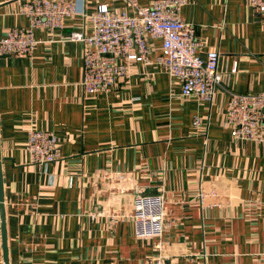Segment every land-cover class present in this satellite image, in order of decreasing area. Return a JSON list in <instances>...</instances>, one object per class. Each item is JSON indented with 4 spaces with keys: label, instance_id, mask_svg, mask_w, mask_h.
Returning <instances> with one entry per match:
<instances>
[{
    "label": "crops",
    "instance_id": "0c3cea01",
    "mask_svg": "<svg viewBox=\"0 0 264 264\" xmlns=\"http://www.w3.org/2000/svg\"><path fill=\"white\" fill-rule=\"evenodd\" d=\"M26 0H0V40L26 29ZM83 15L35 30L31 57L0 56V264H258L264 261V135L237 141L223 126L230 94L264 93V19L245 0H188L198 56L218 52L212 103L181 90L155 63L127 70L107 93L81 87L89 15L104 0H74ZM148 7L154 0H134ZM112 8L133 15L123 0ZM198 124L193 125L194 119ZM30 129L51 131L60 159L44 168L25 150ZM214 197L198 199V189ZM162 193L161 238L138 239L134 196ZM161 248L157 249L156 244Z\"/></svg>",
    "mask_w": 264,
    "mask_h": 264
},
{
    "label": "built area",
    "instance_id": "2783aa9c",
    "mask_svg": "<svg viewBox=\"0 0 264 264\" xmlns=\"http://www.w3.org/2000/svg\"><path fill=\"white\" fill-rule=\"evenodd\" d=\"M116 0H104L90 13V35L72 32L67 41L84 46L82 55L81 87L85 94L107 93L117 77L127 70L119 61L147 62L149 40L161 42L155 63L160 66L181 90L183 97L191 95L212 103L215 90L221 82L218 72V52L205 58L198 56L201 48L195 27L184 22L180 11L188 0H154L148 7H140L134 0H123L133 11L112 8ZM259 18L264 19V0H245ZM19 15L28 20L26 29H10L0 40V56L31 57L38 44L35 30H62L66 19L83 15L84 7L77 8L74 0H26L21 3ZM198 124L194 119L193 125ZM223 126L237 141L260 142L264 135V93L229 96ZM25 150L31 164L44 168L60 159L58 139L51 131L30 129ZM198 199L214 197L213 191L198 189ZM138 239H160L165 228L167 211L162 193L134 196L127 215ZM156 248L160 249L158 242ZM158 256L152 264H164ZM264 264V261L258 263Z\"/></svg>",
    "mask_w": 264,
    "mask_h": 264
},
{
    "label": "water",
    "instance_id": "95a60500",
    "mask_svg": "<svg viewBox=\"0 0 264 264\" xmlns=\"http://www.w3.org/2000/svg\"><path fill=\"white\" fill-rule=\"evenodd\" d=\"M0 201H1V197H0Z\"/></svg>",
    "mask_w": 264,
    "mask_h": 264
}]
</instances>
